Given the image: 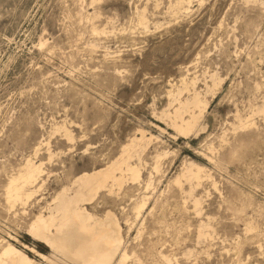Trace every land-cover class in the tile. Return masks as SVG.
<instances>
[{
  "label": "rangeland",
  "instance_id": "rangeland-1",
  "mask_svg": "<svg viewBox=\"0 0 264 264\" xmlns=\"http://www.w3.org/2000/svg\"><path fill=\"white\" fill-rule=\"evenodd\" d=\"M193 1L190 12L175 17L167 12L170 0H96L101 15L94 22L110 32L92 35V21L81 20L76 0H0V237L11 234L20 243H32L25 234L32 212L67 176L110 160L142 126L159 137L146 151L144 175L156 149L171 153L156 176V183L161 180L153 194L158 202L148 213L154 206L149 201L139 233L137 225L129 231L124 222L132 215L129 197L105 204L120 218L129 252L144 264H163L160 250L175 256L174 264H264V115L255 114L249 128L233 130L230 124L237 123V110L246 115L264 102V8L246 0ZM136 7H146L150 32L132 34ZM156 22L161 26L155 29ZM40 38L47 40L42 48ZM104 50L111 52L107 60ZM191 61L188 73L198 76L199 89H204L206 71H217L224 80L214 97L206 92L205 129L176 137L156 112L168 104L169 81L176 82ZM63 119L75 139L68 143L61 132L49 137L51 148L63 152L46 165L51 174L44 177L39 196L44 199L29 206L27 215L8 212L1 196L7 175L50 135L51 124ZM209 145L215 148L213 156ZM38 156L46 159L45 148ZM185 159L204 165L216 182L214 187L205 181L197 190L203 195L201 216L190 201L184 209L180 191L167 185ZM136 189L128 194L141 192ZM207 216L211 230L198 241L199 223ZM249 221L256 229L247 232ZM186 250L192 255H184ZM124 264L138 263L129 258Z\"/></svg>",
  "mask_w": 264,
  "mask_h": 264
},
{
  "label": "bare ground",
  "instance_id": "bare-ground-1",
  "mask_svg": "<svg viewBox=\"0 0 264 264\" xmlns=\"http://www.w3.org/2000/svg\"><path fill=\"white\" fill-rule=\"evenodd\" d=\"M76 1L79 3L77 4L79 13H76L81 16V20L83 21L82 18H85L92 21V26H90L92 35H102L110 32L107 30V26L99 28L96 21L94 22L101 15L100 10L94 7L96 0H91L88 4L94 9L91 13L87 10L88 5L85 0ZM246 1L258 2L264 8L263 1ZM193 2V0H170L167 12L175 17L179 14H186L191 11ZM199 2V4H202V0H199ZM146 7L142 11L136 7V23L133 26L134 28H131L133 35L138 29H142L144 33L150 32L151 22L146 16L147 12L145 14ZM109 22L111 21H106V23ZM131 24H133V19ZM154 26L156 29L161 25L156 22ZM112 28L115 30V27L112 26ZM121 29L126 30L124 26ZM46 42V39L40 38L39 45L41 48L46 45ZM94 46L96 48V45L92 47ZM110 56L111 52L104 50L103 57L106 59ZM193 64L183 66L187 73L184 74V71L176 82L169 81V88L166 90L168 104L159 113L156 112L159 118L174 130L176 137L187 138L197 135L199 131L205 129L202 120L210 102L206 97V92H211L214 97L216 90L224 80L217 71H206L203 74L204 89H199L197 87L198 76L195 74L190 77V73H188ZM116 72L119 74L121 71L116 70ZM257 113L264 115V102L260 105L251 106L246 115H242L237 110L233 114L237 123H230L233 130L253 126L255 124L253 116ZM66 124L67 121L64 119L61 122L51 124L53 132L51 131L47 138L39 139L33 146L31 155H28L7 175L4 185H2L1 194L5 210L13 212L14 215H27L29 206L35 203L40 204L41 200L44 199V197L39 196H41V191L46 184L44 177L48 179L49 176L45 175L50 173L46 170V165L50 164L53 161L52 159L62 151L58 152L57 150L55 152L51 148L49 137L51 134L54 135L55 132H61L63 140L74 143L73 133ZM158 139L159 137L149 129L139 126L121 143L118 152L106 163L95 166L90 170L81 171L71 177L67 176L66 182L54 191L50 200L46 201L45 205L42 204L40 207L38 205L39 209L35 213L32 212L26 222L25 234L32 240V243H20L19 239L11 234H8L9 239L0 237V264H124L129 258H133L138 264H144L139 255H136L134 251L129 252L120 218L105 204L111 199L129 197L132 201V215L127 214L124 222L128 225L129 231L134 225H137L139 233L144 225V212H147L149 201L153 200L154 206L148 213L153 210L158 202V197L153 194L156 192V185L161 180H157L158 183H156V176L162 172V160L171 153L170 150L156 149L150 157L152 160L150 170L148 173L146 172L147 175H144V166L147 164L146 151L150 143ZM42 148H45L46 159L38 158ZM208 149V153L212 155L215 148L209 145ZM209 154L203 155L208 161L212 162L213 155L209 156ZM146 166L145 168H147ZM205 181H209L212 186L216 187L215 180L204 165L192 159H185L178 174L169 179L167 185L169 187L174 186L180 191L185 203L183 205L184 209L187 208L186 203L190 201L192 211L196 216H201L203 195H199L197 190L202 187ZM135 188L141 192L128 194V190H135ZM101 207L102 211L100 213L95 210ZM121 208L125 210V207ZM258 208L262 210L264 207L260 209L259 206ZM210 219L207 216V221H200L197 231L198 241L209 235L206 231L211 230ZM254 229H256L254 222L249 221L246 223L245 230L247 232ZM17 243H20V245H17ZM41 248L46 249V251H42ZM192 253V250H186L184 255H192ZM159 254L163 264L178 262L175 256L166 254L162 250Z\"/></svg>",
  "mask_w": 264,
  "mask_h": 264
}]
</instances>
